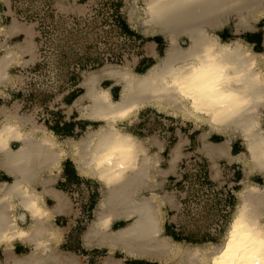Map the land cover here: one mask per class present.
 <instances>
[{"label":"bare ground","instance_id":"bare-ground-1","mask_svg":"<svg viewBox=\"0 0 264 264\" xmlns=\"http://www.w3.org/2000/svg\"><path fill=\"white\" fill-rule=\"evenodd\" d=\"M144 3L140 15L128 14V24L144 36L164 37L165 55L160 57L152 42L149 51L156 62L143 73L111 64L84 71L80 82L84 92L73 108L84 120L98 123L97 129L90 125L81 139L68 137L61 142L47 127L14 114L16 108L0 111V167L14 176L12 183L0 185V245L25 239L34 247V235L41 237L42 246L57 239L60 230L49 222L48 211L31 184L46 169L59 172L63 160L71 158L82 177L104 187L86 233L87 244L97 239L108 247L102 264H122L114 256L116 250L161 264H264V188L245 182L236 191L238 203L220 245L175 241L164 233L163 209L166 201L174 205L175 197L159 194L155 178L160 159L149 152L152 142L159 146L158 140L141 139L125 129V123L145 108L191 120L199 127L206 125L208 131L227 139L225 145L207 149L211 159L228 155L229 139L240 136L249 159L235 161L264 176V128L254 110L257 103L264 104V73L242 41L223 43L214 34L231 15L238 20L236 31L247 30L264 0ZM182 36L190 41L187 49L179 45ZM33 51V43L26 41L17 51L1 55L0 86L17 83L19 78L9 68L20 53L30 56L21 67L32 64ZM104 80L121 88L118 100H113L110 87H101ZM175 163L173 152L172 168ZM16 206L23 211L19 217ZM119 220L126 223L113 229ZM11 264H34V250Z\"/></svg>","mask_w":264,"mask_h":264},{"label":"crops","instance_id":"crops-1","mask_svg":"<svg viewBox=\"0 0 264 264\" xmlns=\"http://www.w3.org/2000/svg\"><path fill=\"white\" fill-rule=\"evenodd\" d=\"M14 3L13 0H0V57L7 50L17 51V48L26 41L33 43L34 48L36 37L34 34V25L24 21V18L22 17L19 18L15 11ZM64 9L67 13H74V9L70 6L64 7ZM238 39L249 47L257 60L258 69L264 73V26L257 27L251 30L247 36ZM220 40L223 43L231 44L236 41V38ZM156 45H158V43H156ZM29 58L30 56L26 54L20 53L16 55L13 65L9 68L10 72L21 67V63L27 61ZM145 58L154 59L149 52H147L142 59ZM105 81L107 80L101 81L100 85ZM118 87L119 86L115 85L110 86V94L112 98L115 97L114 92ZM79 89L84 92L83 87L80 85ZM13 95L14 92L11 86H0V111L7 107L6 102L13 98ZM79 96L80 95L75 99H72V103H69L68 106H64L67 111H64L63 113L67 118L55 123L56 129H49L57 140L64 138V135L71 136L73 133L81 134L87 128L88 122L90 124H96L95 122H90L81 118L79 110L73 108V103L79 98ZM254 110L257 112L255 114L259 116L261 127L264 128V104L257 103ZM141 113L142 111H140L132 120L126 122V125L133 128L129 132L134 136L144 139L145 137L140 133L143 131L146 121L152 119H146L144 117L137 118ZM174 119L175 124L173 125H176L174 137L171 138V134L167 131V128L172 126V124H170L172 121L167 120V118L162 119V126L164 128H162L161 131L164 136H162V138L160 136L153 137L157 138L159 146L152 142L150 150H155L154 154H157L160 159L159 174H157L155 178L158 189L162 190L167 188V181L175 177L174 182L177 198L175 197L174 205L167 201L165 202L167 205L166 207L168 208L164 207V233L175 241L194 244L193 239L201 237V235H199V229L195 226L196 223H194V220H196L194 218H196L197 214H190V212L193 213V211L189 209L192 206L188 204L187 200L181 199V196L178 193L183 192L181 182H177L180 177H182L181 171H183L182 168L185 162L196 158L201 159V161L203 160L206 164L205 173L208 179L207 183L210 187L214 188L212 189L213 193L210 203L206 206L211 207L219 202L223 211L222 216L218 220V224L219 222H223L225 225L228 221L227 215L237 205L235 203L238 201L235 187H238L237 191H240L243 187L242 184L248 182L253 186L264 188V176L255 170L251 171L249 166H246L242 162L235 161L237 158L244 162L249 159V153L246 150L243 138H241L240 141H238L236 137L229 139L230 150L228 151V155H214L211 159L206 153L207 149L210 147L225 145L224 143L227 141L226 137L221 134L211 133L208 131L206 125H201L199 127L198 124H195L193 121L177 116H174ZM187 126H191L193 129L190 131L184 130ZM202 127L205 129L199 132L198 128ZM16 147L17 145L13 143L12 148ZM150 150L149 152H151ZM167 151L169 152V167L164 168V154ZM173 152H175L176 163L175 167L172 168L171 159ZM222 164H225V166ZM184 177L185 176H183V178ZM218 179L225 180L224 185L227 186V190L223 194H218L219 189L221 188L214 183V181ZM13 181L14 176L9 174L6 169L0 167V185L10 184ZM87 181L89 184L94 185L93 187L97 193V197L94 199L93 203L90 204L91 206L87 205L85 214L89 213L88 209L90 208V212L93 216L92 218L94 219V213L98 210L104 193V187L101 182L82 177L78 173L76 164L71 158L63 160L59 172H54L49 169L42 171L38 179L35 182H32L31 190L39 195L40 203L48 211L49 222L60 230V234L55 241H51L49 246H42V239L38 235L37 237L34 235V247L25 239H17L10 244L0 245V264H11L14 259H21L29 256L32 254L33 250L34 264H102L103 260L108 256V247L98 244L97 239L90 244H87V224L85 225V219L87 220V217L77 216L73 200L69 191H66L73 186H78L85 182L87 183ZM214 190L217 191L216 194L214 193ZM146 194H149L148 191ZM195 206H198V204ZM14 213L19 217V215L23 214V211L16 206ZM170 213L174 214V224H171L170 220H168ZM18 223L19 225L23 224L19 219ZM125 223V220L116 221L112 228L119 229L124 226ZM220 232L207 230L206 236L204 237H215V235L220 234ZM117 254L123 255V257L118 258ZM114 256L119 259L122 264H133V261H143V259L127 257L119 250L115 251Z\"/></svg>","mask_w":264,"mask_h":264},{"label":"rangeland","instance_id":"rangeland-1","mask_svg":"<svg viewBox=\"0 0 264 264\" xmlns=\"http://www.w3.org/2000/svg\"><path fill=\"white\" fill-rule=\"evenodd\" d=\"M13 1L15 2L14 7L19 18L22 17L24 21L34 25V34L36 35L34 43L35 58L32 64L26 67H18L10 72L19 79L16 80L17 83L11 85L14 95L13 98L6 102V108L8 110L16 108V110L13 109L14 114L38 126L43 125L48 129H56L55 123L67 118L63 113L67 111L64 106H68L69 103H72V99H75L74 97L83 93L79 89V85L84 71L96 70L106 64H111L128 65L132 72L143 73L156 62V58L153 55L154 59H142L147 52L150 54L149 46L152 42L158 43L155 47L158 55L160 57L165 55L168 44L164 37L161 35L144 36L131 29L128 24V14L134 12L136 15H140L145 7L144 0H121L120 3L119 0ZM69 6L74 9V13L64 11V7ZM113 12L114 14H112ZM116 12H119L123 24L128 26L131 32L128 33L129 35L122 33L116 24ZM253 15V23L247 30L236 31L238 20L231 15L225 27L214 31V34L224 40L243 38L251 30L264 26V4L259 9L257 8ZM179 45L187 49L190 41L186 36H182L179 40ZM78 66L83 67L82 70L79 71ZM111 85L112 82L105 81L101 84V87L107 89ZM120 90L121 88L118 87L114 92L115 97L113 100L119 99ZM80 92L81 94H78ZM141 111V115L137 118L152 119L146 121V124L142 123L145 124L143 131L140 133L142 136L145 138L160 136L162 138L164 135L161 129L164 127L161 120L167 118V120L172 121L170 123L172 126H169L167 131L171 134V138L174 137L176 125H173L175 124L173 115L157 112L150 108H145ZM126 124L125 129L127 131L133 129ZM90 125L96 129L99 127L98 123L90 124L88 122L87 128L81 134L64 135V138L59 139V141L65 142L68 137L75 141L81 139ZM191 129L193 127L187 126L184 130L190 131ZM203 129L205 128H198L199 132ZM236 138L238 141L241 140L240 136ZM150 151L151 154H154L155 150L151 149ZM164 156L165 166L163 167L168 168L169 152L167 151ZM199 161L205 171L206 164L201 159ZM222 165L225 166V164ZM174 178L167 181V188L159 190L160 195L168 194L177 198ZM224 182V179L214 181L215 185L221 188L218 194H223L227 190ZM86 184L91 186L94 192L84 197L88 199V205L91 206L90 204L96 199L97 193L93 184H89L88 181ZM237 188L235 187L236 191L238 190ZM72 190L70 188L66 191H69L71 195ZM214 193L216 194L217 191L214 190ZM198 199H201V203L206 200L205 198L202 199V197ZM237 202L235 203L237 204ZM166 206L165 203L163 209ZM189 209L193 211V213L189 211L190 214H197L196 218H194L196 219L194 223H196L195 226H197L199 235H201V237L193 239L194 244L203 245L204 243L212 242L220 245L235 208L227 215L228 221L220 234L211 238L204 236H206L207 230L218 231V220L222 216L223 211L219 202L211 207L203 206ZM88 210L89 213L85 214V217H87L85 225L93 220L90 208ZM173 215V213H170L168 218L171 224H174ZM117 257L122 258L123 255L117 254ZM133 264L161 263L143 260L133 261Z\"/></svg>","mask_w":264,"mask_h":264},{"label":"built area","instance_id":"built-area-1","mask_svg":"<svg viewBox=\"0 0 264 264\" xmlns=\"http://www.w3.org/2000/svg\"><path fill=\"white\" fill-rule=\"evenodd\" d=\"M112 14H114V12ZM182 170V177H180L177 182H181L182 184L183 192H178L181 196V199L187 200L188 204L192 206L190 208L203 207L210 203L213 188L210 187L207 183L208 179L206 177L205 171L203 170V167L200 165L199 159L193 158L191 160H188L183 164ZM183 176L185 177L183 178ZM72 189L73 190L70 196L74 203V209L78 217H84L86 212L85 210L89 202L88 199L84 197L86 195L89 196L90 194H93V189L86 183H81L78 186H73ZM199 197H202V199L205 198L206 200L201 203V199H198ZM196 204H198V206H195ZM86 222L87 220L85 219V223ZM223 225V222H219L217 226L219 232L223 229Z\"/></svg>","mask_w":264,"mask_h":264},{"label":"trees","instance_id":"trees-1","mask_svg":"<svg viewBox=\"0 0 264 264\" xmlns=\"http://www.w3.org/2000/svg\"><path fill=\"white\" fill-rule=\"evenodd\" d=\"M120 1L121 0H119V3H120ZM116 19H117V25L119 26V29L122 31V33L129 35L128 33H131V32H130L128 26L126 24H123V22L121 20L122 18L120 17L119 12H116ZM82 68L83 67L78 66L79 71L82 70ZM78 94H81V92ZM74 98H76V97H74Z\"/></svg>","mask_w":264,"mask_h":264}]
</instances>
